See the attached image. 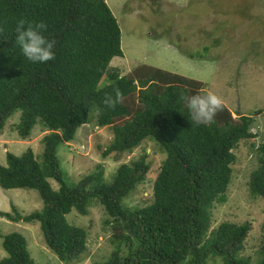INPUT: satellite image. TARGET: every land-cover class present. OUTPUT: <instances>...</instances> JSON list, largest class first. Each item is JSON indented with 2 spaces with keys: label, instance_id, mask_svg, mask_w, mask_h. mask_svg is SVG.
Wrapping results in <instances>:
<instances>
[{
  "label": "trees",
  "instance_id": "obj_1",
  "mask_svg": "<svg viewBox=\"0 0 264 264\" xmlns=\"http://www.w3.org/2000/svg\"><path fill=\"white\" fill-rule=\"evenodd\" d=\"M240 3L242 13L246 0ZM21 19L47 23L46 35L56 41L52 61L32 64L22 56L15 43ZM211 48L202 45L188 54L205 59ZM123 55L122 30L106 0H0V132L17 111L21 138L36 124L45 132L41 158L32 148L21 155L7 151L6 164H0V187L37 189L42 208L23 214L13 206V214L0 210V216L38 221L47 248L65 264L82 261L88 250L86 230L67 215L73 209L77 216L88 214L93 199L103 207L114 244L108 259L94 264H207L215 256L223 264H251L243 255L251 221L214 226L213 210L228 200L241 141L256 147L258 161L248 194L264 200V106L234 115L223 102L211 124L197 126L184 97L207 93L204 81L145 63L123 74L111 67L113 58ZM117 90L123 101L106 108L104 98ZM258 117L262 131L253 129ZM90 121L112 132L109 143L97 145L104 159L119 160L147 139L166 154L154 168L151 197L142 205L127 199L147 179V153L120 162L111 181L105 180L102 164L74 186L66 181L58 147ZM262 230L258 264H264V222ZM2 247L7 255L0 264H38L19 232L4 235Z\"/></svg>",
  "mask_w": 264,
  "mask_h": 264
},
{
  "label": "rangeland",
  "instance_id": "obj_2",
  "mask_svg": "<svg viewBox=\"0 0 264 264\" xmlns=\"http://www.w3.org/2000/svg\"><path fill=\"white\" fill-rule=\"evenodd\" d=\"M242 0H106L122 30L124 55L115 57L111 67L124 73L145 63L177 72L207 84L208 92L222 98L234 115L252 113L264 106V0H246V11L241 13ZM219 40L220 44L214 45ZM211 45L208 56L190 57L188 53ZM20 121V111L15 112L0 132V164H6V152L21 155L32 148L41 158L42 138L45 134L36 124L28 138H21L15 128ZM85 124L77 130L76 137L57 150L61 169L66 181L76 185L83 176L94 171L97 164L104 166V177L111 181L123 162L137 160L148 154L149 172L143 185L127 199L132 206L142 205L151 197L150 180L159 161L166 154L153 139H147L131 153H124L119 160L104 159L98 144L109 143L112 132L107 128ZM257 128L263 129V117L257 118ZM259 142V141H258ZM249 141H241L235 150L239 162L234 166L228 200L217 205L213 225L222 221L243 223L251 221L252 228L243 255L251 257V264H258L261 256L264 222V200L248 194L247 181L258 161L256 147ZM121 162V163H120ZM154 179V178H153ZM152 181L154 182V180ZM56 189L57 184L51 180ZM29 214L42 208L37 189H11L0 187V210ZM88 214L77 216L75 209L67 215L71 224L87 232L88 250L80 262L71 264H94L108 259L114 244L112 230L105 224L106 215L102 205L93 199ZM21 233L27 240L31 257L38 264H65L51 252L43 238L38 221H12L0 216V260L7 255L2 247L3 236ZM216 259V260H215ZM219 256L210 257L207 264H223Z\"/></svg>",
  "mask_w": 264,
  "mask_h": 264
},
{
  "label": "clouds",
  "instance_id": "obj_3",
  "mask_svg": "<svg viewBox=\"0 0 264 264\" xmlns=\"http://www.w3.org/2000/svg\"><path fill=\"white\" fill-rule=\"evenodd\" d=\"M48 25L44 21L29 22L19 20L15 29V43L19 46L22 56L32 64H46L55 58L54 48L56 41L50 39L46 33ZM191 120L195 125H209L213 122L216 113L223 108V100L213 92L195 94L184 97ZM123 101L119 90L115 96H106L104 106L112 109Z\"/></svg>",
  "mask_w": 264,
  "mask_h": 264
}]
</instances>
